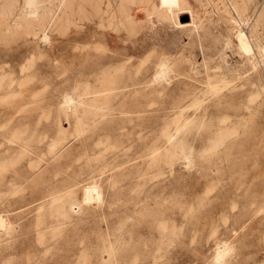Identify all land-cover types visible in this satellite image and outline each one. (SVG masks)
I'll return each instance as SVG.
<instances>
[{"label":"rangeland","instance_id":"rangeland-1","mask_svg":"<svg viewBox=\"0 0 264 264\" xmlns=\"http://www.w3.org/2000/svg\"><path fill=\"white\" fill-rule=\"evenodd\" d=\"M0 264H264V0H0Z\"/></svg>","mask_w":264,"mask_h":264},{"label":"bare ground","instance_id":"bare-ground-1","mask_svg":"<svg viewBox=\"0 0 264 264\" xmlns=\"http://www.w3.org/2000/svg\"><path fill=\"white\" fill-rule=\"evenodd\" d=\"M176 4H177V3H176ZM168 5H169V4H168ZM31 10H32V7H31ZM169 20H170V19H169ZM170 23H171V22H170ZM168 29H169V28H168ZM244 36H245V35H244ZM239 37H240V36H239ZM241 40H242V38H241ZM244 40H245V39H244ZM241 43L243 44V46H244L245 49H248V50H249V48H251L250 46L247 45L248 41L245 42V41L242 40ZM249 45H250V44H249ZM248 47H249V48H248ZM130 48H131V47H130ZM251 49H252V48H251ZM247 52H248V51H247ZM160 68H161V67H160ZM164 73H165V72H164ZM66 101H67V100H66Z\"/></svg>","mask_w":264,"mask_h":264}]
</instances>
